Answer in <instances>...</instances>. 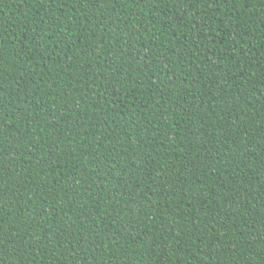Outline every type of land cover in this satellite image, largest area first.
<instances>
[{
  "label": "trees",
  "instance_id": "16d2710c",
  "mask_svg": "<svg viewBox=\"0 0 264 264\" xmlns=\"http://www.w3.org/2000/svg\"><path fill=\"white\" fill-rule=\"evenodd\" d=\"M0 264H264V0H0Z\"/></svg>",
  "mask_w": 264,
  "mask_h": 264
}]
</instances>
